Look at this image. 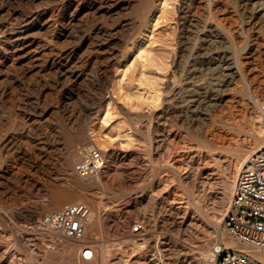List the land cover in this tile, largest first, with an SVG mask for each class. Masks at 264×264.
Wrapping results in <instances>:
<instances>
[{
    "label": "rangeland",
    "instance_id": "1",
    "mask_svg": "<svg viewBox=\"0 0 264 264\" xmlns=\"http://www.w3.org/2000/svg\"><path fill=\"white\" fill-rule=\"evenodd\" d=\"M65 2L68 0H0V6L14 12L12 18H8V22L13 25L20 22L23 19L21 14L30 8H50L55 3L66 4ZM74 3L75 0H72L71 4L75 5ZM165 3V7L157 4L154 6L152 14L147 18L145 30H141L143 37L138 45L152 55L153 60H157H154L155 64L148 68L146 74H142L134 53L137 45H134L124 57L117 54V62L114 61L115 65L109 69L112 80L118 78L116 75L121 74L122 77L120 88L117 90L115 86V96L117 99L119 95L121 98L125 95L127 97L125 102L119 100V104H124L134 112L143 113L145 117H149L148 120L140 121L139 130L130 134L122 114L118 112V106L114 105V113L107 122L103 120L104 111L101 108L99 115L91 117L87 123L86 133L95 139L97 144L93 147L102 150L107 163L97 176L101 182L98 189L102 204L98 213L101 223V236L98 238L101 239L96 238L87 228L85 235L92 243L98 239L104 245L105 264H176L189 247L196 249L193 245L199 237L204 241L199 250L208 252L207 254H211L217 241H223L221 236L231 238L221 230L222 217L217 224L211 223L209 218L215 212L226 210L230 201L233 184L230 155L236 148L250 143L253 135L261 129L255 115L260 112L264 118L262 110L258 109L260 107L256 108L257 113H251L246 96L257 94L259 101L264 102V29L236 33L241 25L242 14L227 0H166ZM130 11L132 10L126 7L120 8L117 13H105V7L100 11L87 7L82 22L110 21L118 16H129ZM207 12V19L227 32L233 48L240 50L247 43L255 44L249 58H244L243 55L240 57L242 62H248V66L243 70L239 85L237 81H231L223 92L227 94L224 99L204 113L201 120L195 123L197 125L187 127L179 111L172 112L167 120L158 119L156 112L162 109L165 90L167 92L179 78L180 67L177 61L182 57L184 60L190 57V48L181 50L180 45L183 40H189L192 36L189 30L196 24L193 18L200 19L204 13L207 16ZM3 17L0 15V22L7 21ZM42 35L40 38L49 37L48 33ZM124 35L125 30H121L116 37ZM37 45L38 43L33 44L29 53ZM4 46L5 44L0 43V59L3 56L1 51L6 47ZM87 50L86 45L79 46L70 59V63L71 60L74 62L71 65L86 62ZM132 61L135 67H128L125 73L127 75L123 77L126 65ZM13 62L16 64L11 59L10 63ZM30 62L31 59L25 58L23 62L16 64L15 70L28 68ZM95 77L96 73L91 70L88 80L82 84L80 98L67 104V114L78 115L79 103L94 99L99 92L104 95L102 106L105 104V80L98 85V92L91 83L97 80ZM143 77L145 81L141 82ZM30 82V77H23L14 87L10 99L12 101H8L9 106L0 111V190L7 196L21 194L20 200L10 204L9 210L5 211L0 207V216L4 220L0 221V264H35V258L55 250V236L70 244L75 243L47 231L40 233L38 227L40 216L54 210L47 208L50 193L41 187V181L56 178L57 183L67 185L61 174L54 169L51 171L52 164L48 163L59 155V147L65 141L67 131L64 132V128L60 126L62 117L37 114L43 104H50L55 100L58 95L56 87L47 83L44 91L38 94L42 83L39 82L38 86ZM147 88L155 90L160 98L157 101H142L132 95L137 89L145 91ZM243 89L247 93L245 96L230 95V91ZM261 95L263 98H260ZM28 109L33 112H28ZM28 152L31 156H37L38 163L32 164L27 160ZM15 177L21 178L19 183L28 186L24 185V190H14ZM196 203L202 206L199 210L205 217H199L194 208ZM29 207L36 208L41 215L32 219L17 216V212L30 210ZM137 222L144 227L140 234L133 233L132 230ZM133 239L139 241L136 248H130L129 244ZM125 241L127 242L124 243Z\"/></svg>",
    "mask_w": 264,
    "mask_h": 264
},
{
    "label": "bare ground",
    "instance_id": "2",
    "mask_svg": "<svg viewBox=\"0 0 264 264\" xmlns=\"http://www.w3.org/2000/svg\"><path fill=\"white\" fill-rule=\"evenodd\" d=\"M227 1L232 3L236 10L242 14L241 25L237 28L236 33L242 34V32L249 31L257 32L264 29V0ZM71 2L72 0H68L67 3L65 2L66 4L55 3V5L50 8H47V6L30 8L21 14V18L23 19L13 25L8 22V18L11 19L14 12H9V9L7 10L4 6H0V15H3V18H7V21L2 20V22H0V43L6 46H4L5 50L1 51L3 56L0 59V111L8 105V101L11 103L12 100L10 99H12L14 87L21 82L23 77H30V83L34 82L37 85L39 82L42 83H40L41 86L39 87L38 94L44 91L47 83H49V85L52 83L53 87H56L58 95L55 97V100L50 104H43L40 109L38 108L37 114L55 115L57 118L62 117L60 126L64 128V132L67 131L65 141H62L60 144L59 155L48 163L52 164L51 171L54 169L56 173L61 174L62 179L67 185L65 186L64 184V186H62L61 183H57L55 180L56 178H52L51 180L48 178V181H43L44 183L41 181V187L50 193V200L47 205L49 209L57 210L65 204L76 201L88 203L92 210V217L87 223L86 228L98 238L101 236V223L98 216L102 207L100 202L101 199L98 196V189L101 186V182L98 177L85 179L78 176L75 172V165L80 160L82 151L91 149L97 144L95 139L86 133L87 123L91 117L97 114L99 115L98 111H100L101 108L104 111L103 120L107 122L109 116L114 113V105L118 106V112L122 114L130 134L136 133L139 130L138 125L140 121L145 119L148 120L149 117H145L143 113L134 112L124 104H119V100L122 99V101L125 102L127 97V95H125V98H121L119 95L120 97L118 96L117 99V96H115L117 94L115 86L117 90L120 88L122 77L121 74L116 75V78H118L112 80L109 69L115 63L114 61L117 62V54H122L124 57V55L130 52L131 47L133 48L134 45H137L134 51V53H136V61L139 60L142 74L148 72V68L155 64V58L153 60L152 55L146 53L138 46L143 37L141 30L144 29L147 18L152 14L156 4L162 7L167 5L165 3L166 0H75V5H72ZM85 4L88 5L87 7L96 11H100L105 7V13H117L120 8L126 7L127 9L130 8L132 11H130L129 16H118L110 21L105 19V21L95 20L90 23H84L82 22V16L87 9ZM204 15L205 17H202ZM204 15H201L202 18L200 17V19L193 18L196 24L192 26L191 30L187 27L192 36H190L191 38L189 40L188 38L185 41L183 40L180 46L182 47L181 50L190 48V57L189 59L187 57V60H184L182 57V61V58L179 59V54V60L177 61V65L180 67L179 78L167 92L165 90V97L164 100H162L163 103H161L162 109L156 112V118L158 119L166 118L165 120H167L172 112L175 113L179 111V115L182 116L181 118L185 124L188 125L186 126L192 127L202 118L204 113L224 99L227 94L223 92L231 81H237L239 85L243 76V70L248 66V62H242L240 57L243 55L244 58H249L255 44L247 43V45L243 46L240 50L233 48L227 32L217 23L207 19L209 16L208 12L207 16L206 13H204ZM154 24L156 23L154 22ZM121 30H125V35L116 37V34ZM47 33L49 36L48 39L40 38L42 34ZM35 43H38V45L29 53V49ZM82 45L88 47L85 56L86 62L71 65V63H74L72 62L73 60H71L70 63L71 57L76 49ZM25 58L31 59L28 68L22 67L23 69H20V71L15 70L16 64H20ZM11 59H14L16 64L15 62L11 64ZM128 67L134 68V62L132 61L131 64L126 65L124 74L122 73L123 77L127 75L125 73ZM91 70H94L97 76L95 77L97 80L94 83L91 82L95 89L98 90V85H100L101 81L105 80V106H102L104 95L98 90L99 95L97 97L88 102L79 103L78 115L75 114L76 116H71L69 111L68 113L70 114L65 112L67 104L73 99L80 98L82 84L88 80ZM142 81H145V77L142 78L141 82ZM246 94L244 89L242 91H230V95L233 97L237 95L245 96ZM132 95L142 101H151V99L158 100V97L160 98L159 94L152 88L145 91L137 89ZM246 96L248 98V106L252 111L251 113H255L256 108L264 103L259 101L257 94H248ZM260 98H263V95H261ZM128 102L126 103L128 104ZM28 110V112H33V110ZM176 116H178V114ZM255 116H257V121L260 122L261 129L258 133L253 135L250 143L236 148L230 155L229 166H232V170H230L233 172L231 182L233 184L236 174L244 164L247 155L254 149L264 147V118L261 117L260 112ZM186 126L185 128H187ZM27 160L30 161V163H38L39 159L36 155L31 156L28 152ZM13 175L11 177H13ZM20 179L17 177L14 178V190H24V187L28 186V184H24V186L19 183ZM31 180L34 182L33 179ZM31 180L29 181L31 182ZM33 182H31V184ZM233 184H231L232 187ZM19 194L14 193L7 196L3 190H0V207L5 211L9 210L8 207L10 204H15L20 200L21 194ZM199 203H196L194 208L199 213L200 217L204 214L199 210L202 207L198 205ZM223 211L225 210L223 209L213 213L209 218L211 223L217 224L221 217H223ZM40 215L41 212L33 207L25 212H17V216L29 219L35 216L39 217ZM0 221L4 222L2 216H0ZM221 237L223 241L225 240L224 243H226L225 245L228 247L247 248L243 243H239L231 238ZM54 238L55 241H57L55 250L52 249L35 258V264H105V247L98 240L101 238H98L96 242L94 241L93 243L95 256L97 255V258L90 262L81 261L79 259V244L77 242L70 244L63 240V238L61 239L56 236ZM126 242L127 241L124 243ZM138 242L137 239H133L132 243L129 244L130 248L132 246H138ZM203 242L201 237L197 238L193 245L196 249L189 247L187 252L184 251L185 254L183 256H180V258L178 257L179 259L176 264H206L210 254H207L208 252L203 253L199 250L203 247ZM122 245L125 246L124 244ZM251 253L256 258L264 261V251L252 250Z\"/></svg>",
    "mask_w": 264,
    "mask_h": 264
},
{
    "label": "built area",
    "instance_id": "3",
    "mask_svg": "<svg viewBox=\"0 0 264 264\" xmlns=\"http://www.w3.org/2000/svg\"><path fill=\"white\" fill-rule=\"evenodd\" d=\"M260 109L264 113V103ZM106 163L99 147L85 149L75 165V172L81 178H94L105 169ZM91 217L90 205L76 201L42 214L38 227L40 233L47 231L77 242L79 259L90 262L95 259V251L91 240L86 239L85 230ZM132 230L140 234L144 227L137 222ZM221 230L247 248L228 247L219 240L206 264H264L251 253L252 250L264 251V147L248 154L237 172Z\"/></svg>",
    "mask_w": 264,
    "mask_h": 264
}]
</instances>
